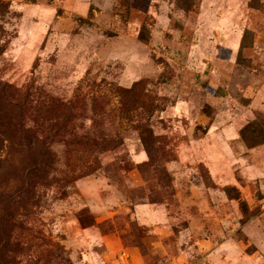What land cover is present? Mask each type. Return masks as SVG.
Instances as JSON below:
<instances>
[{"label":"rangeland","instance_id":"obj_1","mask_svg":"<svg viewBox=\"0 0 264 264\" xmlns=\"http://www.w3.org/2000/svg\"><path fill=\"white\" fill-rule=\"evenodd\" d=\"M0 154V264H264V0H0Z\"/></svg>","mask_w":264,"mask_h":264},{"label":"trees","instance_id":"obj_2","mask_svg":"<svg viewBox=\"0 0 264 264\" xmlns=\"http://www.w3.org/2000/svg\"><path fill=\"white\" fill-rule=\"evenodd\" d=\"M22 128H19V134L23 137H26L27 139L30 137L31 135V130L30 129H26V126H20ZM3 157L2 154H0V162L2 161Z\"/></svg>","mask_w":264,"mask_h":264},{"label":"crops","instance_id":"obj_3","mask_svg":"<svg viewBox=\"0 0 264 264\" xmlns=\"http://www.w3.org/2000/svg\"><path fill=\"white\" fill-rule=\"evenodd\" d=\"M157 211H160L157 215L160 217V218H165V214L162 210H157Z\"/></svg>","mask_w":264,"mask_h":264}]
</instances>
